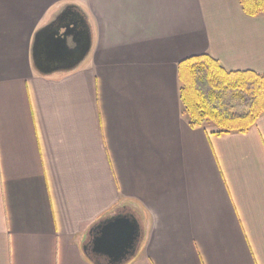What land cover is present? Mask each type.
<instances>
[{
    "label": "crops",
    "instance_id": "crops-1",
    "mask_svg": "<svg viewBox=\"0 0 264 264\" xmlns=\"http://www.w3.org/2000/svg\"><path fill=\"white\" fill-rule=\"evenodd\" d=\"M68 5L92 49L40 75L36 33ZM209 55L264 75V14L239 0H0V264H94L91 229H143L128 264H264V114L194 128L179 66Z\"/></svg>",
    "mask_w": 264,
    "mask_h": 264
},
{
    "label": "trees",
    "instance_id": "trees-1",
    "mask_svg": "<svg viewBox=\"0 0 264 264\" xmlns=\"http://www.w3.org/2000/svg\"><path fill=\"white\" fill-rule=\"evenodd\" d=\"M249 17L264 14V0H239ZM181 98L190 125L212 124L218 134L247 133L264 114V75L227 71L209 55L181 62Z\"/></svg>",
    "mask_w": 264,
    "mask_h": 264
},
{
    "label": "water",
    "instance_id": "water-1",
    "mask_svg": "<svg viewBox=\"0 0 264 264\" xmlns=\"http://www.w3.org/2000/svg\"><path fill=\"white\" fill-rule=\"evenodd\" d=\"M91 49L92 34L86 15L68 5L36 33L34 68L44 77L71 73L86 61ZM89 234L91 239L84 250L94 264H128L136 258L143 241L139 219L128 212L100 221Z\"/></svg>",
    "mask_w": 264,
    "mask_h": 264
},
{
    "label": "rangeland",
    "instance_id": "rangeland-1",
    "mask_svg": "<svg viewBox=\"0 0 264 264\" xmlns=\"http://www.w3.org/2000/svg\"><path fill=\"white\" fill-rule=\"evenodd\" d=\"M210 125H212V124H210Z\"/></svg>",
    "mask_w": 264,
    "mask_h": 264
}]
</instances>
